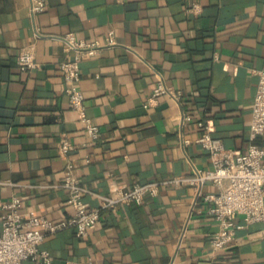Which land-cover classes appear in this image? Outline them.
I'll return each instance as SVG.
<instances>
[{"label":"crops","instance_id":"1","mask_svg":"<svg viewBox=\"0 0 264 264\" xmlns=\"http://www.w3.org/2000/svg\"><path fill=\"white\" fill-rule=\"evenodd\" d=\"M46 1L33 13L31 0H0V199L16 194L24 214L70 218L74 207L60 185L68 162L102 194L210 168L196 142L199 118L227 146L247 149L257 70L264 69V0ZM111 30L115 42L81 61L87 112L101 129L93 140L66 92L62 37L73 31L105 40ZM30 44L38 65L22 70L17 55ZM161 78L180 98L163 95L146 107ZM63 135L75 145L67 156L59 150ZM256 142L264 144V134ZM203 189L220 188L208 182ZM84 198L101 203L95 193ZM210 204L194 186L168 185L143 204L103 209L86 237L67 227L41 246L52 264H264V221L237 228L236 242L215 258L211 235L219 225ZM236 221L244 223L243 215Z\"/></svg>","mask_w":264,"mask_h":264},{"label":"built area","instance_id":"2","mask_svg":"<svg viewBox=\"0 0 264 264\" xmlns=\"http://www.w3.org/2000/svg\"><path fill=\"white\" fill-rule=\"evenodd\" d=\"M31 10L39 13L47 7L46 0H31ZM193 9H200L195 4ZM65 43L66 57L60 62L61 74L66 83L72 108L78 111L81 123L89 136L95 140L100 135V126L87 112L85 93L80 85L81 61L91 54L98 53L106 45L115 42L114 31L99 38L77 37L68 31L62 37ZM17 64L22 70H31L38 65L35 46L30 44L20 49ZM258 84L252 104V119L246 150L229 147L225 141L213 133V124L206 118L196 121L200 132L196 138L201 147L209 153L213 166L195 167L189 174H172L169 177L136 182L129 188H120L113 193H96L90 189L76 173L75 164L68 162L63 181L67 189V199L74 207L70 218L52 219L44 214L21 211L22 198L13 195L9 199H0V264H24L29 258L38 264H52L50 250L41 246L49 234L74 227L77 236L86 237L97 226L103 209L116 210L120 204H143L148 197H155L164 186L191 185L197 195L210 202L209 212L218 221V229L211 235V244L215 258L229 251L234 244L237 228L246 224L264 221V144L256 139L264 134V69L257 70ZM170 94L180 98L181 92L171 88L164 79H159L144 105L150 107L159 103L160 97ZM188 115L183 113V119ZM191 138H183L188 144ZM75 148L72 140L63 135L59 150L67 156ZM212 182L220 189L217 192H204L203 186ZM86 193L98 194L100 205H90L85 200ZM243 215L244 223H238L236 217ZM171 264H174L173 262Z\"/></svg>","mask_w":264,"mask_h":264}]
</instances>
